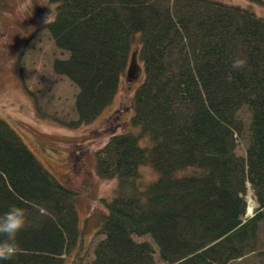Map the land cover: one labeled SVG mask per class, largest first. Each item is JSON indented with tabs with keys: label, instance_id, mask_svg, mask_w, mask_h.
<instances>
[{
	"label": "trees",
	"instance_id": "16d2710c",
	"mask_svg": "<svg viewBox=\"0 0 264 264\" xmlns=\"http://www.w3.org/2000/svg\"><path fill=\"white\" fill-rule=\"evenodd\" d=\"M56 1L45 28L69 54L55 73L79 90L72 128L110 107L126 74L140 82L128 129L95 155L98 177L116 190L102 201L103 239L90 264H232L256 254L264 223V19L214 0ZM137 37L143 74L132 76ZM243 111L246 158L236 153L247 129ZM248 186L258 204L251 218ZM78 201L0 120V215L16 205L29 222L17 237L23 253L0 264H88ZM146 237L151 242H138Z\"/></svg>",
	"mask_w": 264,
	"mask_h": 264
},
{
	"label": "rangeland",
	"instance_id": "374dc122",
	"mask_svg": "<svg viewBox=\"0 0 264 264\" xmlns=\"http://www.w3.org/2000/svg\"><path fill=\"white\" fill-rule=\"evenodd\" d=\"M221 4L248 9L264 19V3L253 0H214ZM264 2V1H263ZM56 0H3L0 2V120L22 139L38 162L56 180L77 193L81 227L85 229L86 263L94 261V251L103 237L97 236L99 224L107 212L102 204L113 196L116 182L101 180L96 171L95 155L111 136L128 129L132 102L140 84L137 79L122 78L118 94L94 122L80 128L70 125L78 120L75 102L78 88L54 71L57 60L69 54L60 51L46 25L54 20ZM49 22L46 23V17ZM136 39L133 48L132 76L141 73ZM137 62V66L135 64ZM138 68V69H137ZM246 124L244 139L237 142L236 153L246 158L250 146V115L242 112ZM150 170L144 178L153 180ZM247 216L253 217L258 204L248 186ZM151 242L149 238L138 242ZM264 223L261 225L259 250L232 264H264Z\"/></svg>",
	"mask_w": 264,
	"mask_h": 264
},
{
	"label": "clouds",
	"instance_id": "9594fccd",
	"mask_svg": "<svg viewBox=\"0 0 264 264\" xmlns=\"http://www.w3.org/2000/svg\"><path fill=\"white\" fill-rule=\"evenodd\" d=\"M49 22V16L46 17ZM243 62L237 60L234 64L241 67ZM29 226L27 213L24 208L12 205L0 215V261H12L23 253L17 242L18 235Z\"/></svg>",
	"mask_w": 264,
	"mask_h": 264
},
{
	"label": "water",
	"instance_id": "95a60500",
	"mask_svg": "<svg viewBox=\"0 0 264 264\" xmlns=\"http://www.w3.org/2000/svg\"><path fill=\"white\" fill-rule=\"evenodd\" d=\"M134 66V65H133Z\"/></svg>",
	"mask_w": 264,
	"mask_h": 264
}]
</instances>
